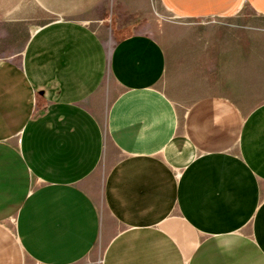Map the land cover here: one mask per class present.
Segmentation results:
<instances>
[{
	"label": "crops",
	"instance_id": "1",
	"mask_svg": "<svg viewBox=\"0 0 264 264\" xmlns=\"http://www.w3.org/2000/svg\"><path fill=\"white\" fill-rule=\"evenodd\" d=\"M150 1L0 0V264L97 246L101 264H264L245 39L170 64L144 30ZM156 1L187 21L264 18V0Z\"/></svg>",
	"mask_w": 264,
	"mask_h": 264
},
{
	"label": "rangeland",
	"instance_id": "2",
	"mask_svg": "<svg viewBox=\"0 0 264 264\" xmlns=\"http://www.w3.org/2000/svg\"><path fill=\"white\" fill-rule=\"evenodd\" d=\"M149 22L144 30L151 36L157 38L165 48L170 64L174 57L181 51L198 44L203 46V39L208 37L226 36L228 37V47L231 41L237 38L241 40V50L245 56V67L249 69V75H245L246 80L253 81L249 86L248 93L253 97L254 103L264 102V18L242 13L233 19H206L201 22L175 19L156 0L149 3ZM109 30V28H108ZM107 30V31H108ZM112 33L109 35V42L113 39ZM23 45L20 44L19 48ZM247 70H245L246 72ZM102 246H97L93 252L79 264H101Z\"/></svg>",
	"mask_w": 264,
	"mask_h": 264
}]
</instances>
